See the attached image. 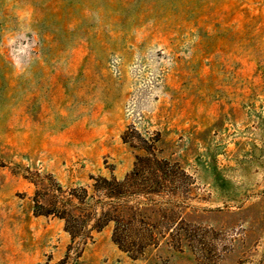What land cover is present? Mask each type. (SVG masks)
Returning <instances> with one entry per match:
<instances>
[{
  "label": "rangeland",
  "instance_id": "rangeland-1",
  "mask_svg": "<svg viewBox=\"0 0 264 264\" xmlns=\"http://www.w3.org/2000/svg\"><path fill=\"white\" fill-rule=\"evenodd\" d=\"M148 150L190 176L141 205L155 244L33 213ZM111 243L110 264H264V0H0V264H106Z\"/></svg>",
  "mask_w": 264,
  "mask_h": 264
},
{
  "label": "trees",
  "instance_id": "trees-1",
  "mask_svg": "<svg viewBox=\"0 0 264 264\" xmlns=\"http://www.w3.org/2000/svg\"><path fill=\"white\" fill-rule=\"evenodd\" d=\"M176 175L190 178L176 164L159 159L148 150L137 157L133 168L122 179L94 177L91 193L84 186L63 189L53 181V189L43 188L42 194L38 190L35 192L33 213L63 219L72 240L76 237L90 239L92 231L113 221L112 240L118 247L129 253L140 252L146 245L155 244L158 236H164L166 232L158 230L146 219L141 205L156 203L153 196L175 194V189L170 186L177 187ZM138 196L144 197L145 201L132 203L131 198ZM173 203L175 200L167 199L168 207L165 208H170Z\"/></svg>",
  "mask_w": 264,
  "mask_h": 264
},
{
  "label": "crops",
  "instance_id": "crops-1",
  "mask_svg": "<svg viewBox=\"0 0 264 264\" xmlns=\"http://www.w3.org/2000/svg\"><path fill=\"white\" fill-rule=\"evenodd\" d=\"M109 248H110V253H111V254H107V255H106V264H110V261H111L113 258L118 257V249H116L112 243H111V245H110ZM100 257H101V255H100V254H97L95 260H99Z\"/></svg>",
  "mask_w": 264,
  "mask_h": 264
}]
</instances>
